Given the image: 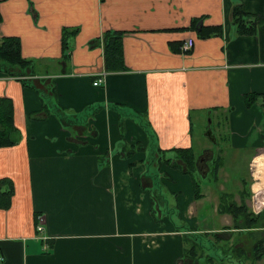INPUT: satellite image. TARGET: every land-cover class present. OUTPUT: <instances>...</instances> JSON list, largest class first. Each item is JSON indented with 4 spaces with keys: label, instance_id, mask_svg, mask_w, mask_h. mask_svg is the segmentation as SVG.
Listing matches in <instances>:
<instances>
[{
    "label": "crops",
    "instance_id": "1",
    "mask_svg": "<svg viewBox=\"0 0 264 264\" xmlns=\"http://www.w3.org/2000/svg\"><path fill=\"white\" fill-rule=\"evenodd\" d=\"M236 6L245 20H257L256 35L239 34ZM0 17V40L20 39L22 57L38 64L35 76L47 78L45 88L56 83V101L69 111L61 112L62 127L55 115L34 118L42 117L37 94L0 69V97L13 102L22 133L17 145L0 148V179L14 185L9 209H0V264H264L254 259L255 244L245 248L253 231L242 230L248 226L236 225L228 213L233 201H245L248 186L255 193L253 212L264 207L257 205L264 197V0H0ZM106 34L120 38L108 62ZM189 38L195 45L184 54L181 45ZM103 75L105 82L93 86ZM252 93L257 99L249 107L244 98ZM111 104L144 113L158 148L192 147L202 162L214 148H197L213 142L204 132L215 124L213 143L223 165L212 181L211 172L202 174V184L221 194L210 198L212 211L226 220L221 227H199L196 205L209 191L200 189L203 197L195 198L192 179L181 170L154 162L152 171L146 153L128 159L125 144L118 152L121 138L130 146L148 140ZM87 115L95 119L79 121ZM66 117H78L77 123ZM228 166L229 175L222 172ZM159 172V185L167 178L178 194L180 216L170 217L173 224L163 219L167 200L163 210L154 208L153 191L162 193L164 186L154 185ZM236 196L241 201H228ZM39 215L45 240L36 231ZM258 222L264 229V215ZM224 232L226 258L216 249L225 245ZM194 243L202 244L201 253L189 251Z\"/></svg>",
    "mask_w": 264,
    "mask_h": 264
},
{
    "label": "trees",
    "instance_id": "2",
    "mask_svg": "<svg viewBox=\"0 0 264 264\" xmlns=\"http://www.w3.org/2000/svg\"><path fill=\"white\" fill-rule=\"evenodd\" d=\"M244 15L242 12V8L239 6H236L233 10V21L237 26L239 34L242 35H256L257 33V20H245ZM1 21V17H0ZM1 23V22H0ZM221 29V28H219ZM215 31V28H214ZM213 31V32H214ZM210 35V34H208ZM105 39V55L108 62V59L110 58V55H114L113 49L110 47L113 45L115 41H119L120 38L117 36H113L110 34H106ZM65 48H67V43ZM21 41L19 38L15 37H5L2 40H0V69L4 72L8 73V76L10 77H24L26 75V71L31 70V73L34 72V64L30 63L31 61L25 60L22 57L21 53ZM110 64H107L109 68ZM112 65V64H111ZM116 69H125L123 66H115ZM50 87L45 88L47 83V80H36V79H30L26 80V78L23 81V85L28 87L29 89H32L38 96L39 101L42 105L40 114H42V117L33 116L34 118H39L40 120L47 119L51 115H55L59 121L62 118V113L66 112L64 109L60 108L57 100L58 94L56 83L54 81L50 82ZM43 86V90H41L39 87ZM54 99L49 100V102H45L44 100L47 99V94ZM245 103L246 106H251L255 103V99H257V94H247L245 95ZM110 109H113L114 111L118 112V115L120 118H126L129 117L131 119H134L137 121L140 128L144 131L147 136L148 143L147 145L137 144L134 146H130V148H127L126 146L123 147V150L125 151L126 157L131 159L136 153L144 152L149 155V158L151 156V153H149L152 150V153H154L153 160L157 157L159 160L155 163H158L159 165L165 164L170 168H173L175 170H181L184 175L189 176L192 179V186L195 190V198H201L203 197L199 190L201 189V184L204 183L203 180H201V177L195 173L198 170V156L195 154L194 149L192 147L190 148H177L173 150H162L161 148H158L159 146H156L157 136H155L154 129L152 125L149 123L148 118L144 113H139L137 111H134L128 106H123L121 104H111L109 105ZM56 108L57 110L53 109ZM103 108V106H98L96 110ZM58 111V112H57ZM14 105L11 100L6 98L0 97V148H7V147H13L15 146L19 140H22V133L20 132V129L17 128L14 120ZM65 114V113H64ZM84 118V116H79V121ZM78 117H75L72 120H67L68 124L77 123ZM85 119V118H84ZM133 121V120H132ZM62 122H66L63 121ZM123 122V121H121ZM211 127V126H210ZM122 135V134H121ZM172 153L173 155L170 156L169 153ZM134 165V164H133ZM133 165L130 164V168L133 167ZM223 165V160L220 159V156L216 158L214 161L211 175L216 179L218 176V170ZM155 180H159V176H154ZM213 179V178H212ZM163 183V182H161ZM160 183V186L162 184ZM159 184V183H158ZM157 184V186H158ZM163 188L167 187L165 183H163ZM155 185V183H154ZM159 186V187H160ZM168 188V187H167ZM14 191V185L13 182L7 178L0 179V209H9V205L11 204V198L13 196ZM160 191V190H159ZM178 194H176L177 196ZM160 197H163L162 193H160ZM155 199V198H154ZM151 200L153 201V198L151 196ZM166 206L169 207V204L166 202ZM165 208L166 213L170 211L171 209ZM174 208V207H173ZM245 205L236 206V204L230 205L228 209V213H231L234 219V223L236 225H239V217L242 216L243 222L242 225H247V228H251L250 222L251 220H259L261 215H264V210L259 214L260 217L253 216L248 214L249 211L246 210ZM226 205H222L221 209H219L220 212L226 213ZM250 213V212H249ZM258 218V219H257ZM258 225V223L256 224ZM257 227V226H252ZM240 228V227H239ZM243 228V227H241ZM240 228V229H241ZM183 229L188 230L187 226H183ZM264 242H261V244L255 245L254 250V259L255 261H259L260 259L264 258ZM222 246L217 245V250L221 251ZM202 244H192L191 249L189 251H192L194 253H201L203 251ZM206 249V247H205ZM217 256V255H216ZM226 254L224 255V257ZM223 257V255H221ZM215 261V258H211V260H208V263H213Z\"/></svg>",
    "mask_w": 264,
    "mask_h": 264
},
{
    "label": "rangeland",
    "instance_id": "3",
    "mask_svg": "<svg viewBox=\"0 0 264 264\" xmlns=\"http://www.w3.org/2000/svg\"><path fill=\"white\" fill-rule=\"evenodd\" d=\"M37 67H38V64H35V68H36V70H37ZM40 67H43V66H40ZM26 78V80H30V79H36V80H44V79H47L46 77H44V76H35V72H33L32 74H31V72H26V75H24V77H21V79H22V81L24 80ZM50 87V86H49ZM57 89V88H56ZM51 99H54L53 97H51V96H47V99L46 100H44L45 102H49V100H51ZM53 109H55V108H53ZM56 110V109H55ZM58 112V111H57ZM69 111H66V112H64L65 114H69L68 113ZM71 113V112H70ZM84 118L86 119V121L88 122V120L89 119H92V120H94L95 118L93 117V116H91V115H87V116H84ZM65 119H69V120H72V118L71 117H66ZM83 119V118H82ZM126 119H131V118H129V117H126ZM109 120V119H108ZM131 120H133V123H135L139 128H140V126L138 125V123H137V121H135L134 119H131ZM130 120V121H131ZM208 122V121H207ZM108 123H109V121H108ZM120 123H121V121H120ZM119 123V124H120ZM60 126L61 125H64L63 124V122H62V120H60V124H59ZM122 125L120 124V134H122L120 137H125V135H126V132H125V130H124V127L122 128L121 127ZM204 126H206V123L203 125V127H201V129L203 130L204 129ZM62 127V126H61ZM67 127H69V126H67ZM211 128V127H210ZM141 129V128H140ZM215 129H216V126H215V124H213V126H212V129L211 130H213V134L215 133ZM57 134H58V132H57ZM56 134V135H57ZM60 134H61V132H60ZM73 134V136L72 137H74V136H77V134L76 133H72ZM204 134L206 135V132H204ZM216 135H217V137L218 138H221V136H220V134L219 133H216ZM207 136V135H206ZM133 137H134V134H133ZM208 137V136H207ZM210 140H211V138L210 137H208ZM130 139H132V137H130ZM44 140H48V137H44ZM52 140V139H51ZM136 140V139H135ZM20 142V141H19ZM18 142V143H19ZM209 141H206L205 140V143H204V141H203V143H201V145H202V147H203V145L205 144L207 147H203V148H197V151H198V153H203V151L206 149V148H208V149H211V148H214V152H210V153H208V154H204L203 156H202V158H203V162H202V160L201 159H197L198 160V162H197V165H198V170L195 172V173H197V175L199 176V177H201V180H202V174H206V173H208V172H210L211 170H212V167H213V164H214V161L216 160V158L218 157V156H220L219 154H220V150H219V144H216V146H214V143L212 142H209ZM17 143V144H18ZM16 144V145H17ZM122 144H125L124 146H126V147H128V148H130V144L128 143V141H127V139L126 140H122V138L120 139V142H119V148L117 149L118 150V152H120V149H121V146H122ZM50 148H53V146L52 147H50ZM149 153H151V156H150V158H149V155L146 153V155H147V159H146V162H149L150 164L148 165L150 168H151V170L152 171H154V170H156L157 169V166L156 165H154V164H152V163H154V162H157L156 161V158L153 160L152 158H153V156H154V153H152V150L149 152ZM115 154H116V150H115ZM140 156V155H139ZM143 156V155H142ZM216 156V157H215ZM129 159V158H128ZM163 165H165V164H163ZM248 165V164H247ZM247 165H245V163H244V167H243V170L245 171V173H244V177H245V179L247 180L248 179V171H247V169H248V167H247ZM147 165H145V169L143 170V172L142 173H144L145 171H146V169H147V167H148ZM167 166V165H166ZM169 168V167H168ZM233 168V166H228V168H226V170H225V172L224 171H222L224 174H227L228 173V175L230 174V170ZM170 169V168H169ZM173 169V168H172ZM142 173H140V175L142 174ZM158 173V170H157V172L155 173V174H157ZM159 174H160V177H159V180H155V185H156V187H157V184L159 183V181L161 180V175H163V173H161V172H159ZM158 175V174H157ZM184 175V174H183ZM185 177V176H184ZM185 178H187V177H185ZM229 178V176H227L226 177V179H228ZM211 179V180H210ZM209 180L210 181H212V175H211V173H210V178H209ZM207 181V180H206ZM164 182H166V186L168 187V185H171L170 183L171 182H169L168 180H167V178H164ZM205 183V182H204ZM158 186H160L159 184H158ZM167 187H165V188H163V190H162V194H163V197H160V193H161V191H157V190H154L153 191V196L155 197V199L154 200H156V202L158 203V206L156 207V205L154 206V208L155 209H161V210H163V204H162V202H163V200H167V203L169 204V206H170V208H172L170 211H168L167 213L165 212V214H164V216H163V219H165V222H171L172 224H173V222L174 221H171V218L170 217H173L174 215H177V216H180V212H179V208H173V207H175L176 206V203H175V199H173L174 198V196H175V193H171L170 191V189H169V187L167 188ZM240 187V186H239ZM158 188V187H157ZM230 189H233V190H235L234 192H237L238 194H240V191H241V188H240V191H236V189L235 188H230ZM147 190H150L149 188L147 189ZM201 190H202V193H205L207 190L209 191L208 193H205L206 194V196H205V198H203V199H200L199 200V203L196 205V207H197V211H198V215L199 216H196L197 217V220H198V223L197 224H199V227L201 228V229H205L206 227H221L223 224H222V222H226V220H224L222 217H221V215H219L215 210L214 211H212L213 209H212V206H211V203H210V198L212 197V195H213V192H215L216 194H217V197H218V195L220 196L221 194H220V192L217 190V192H216V188H214L213 189V186H211V188L210 189H208V187H206L204 184H201ZM151 191H152V189L150 190V195H151ZM188 191V194H187V196L189 195V193H190V190H187ZM248 191L249 192H246V191H244L245 192V196H244V198H245V201H247V203L244 201V202H241V203H236V201H233L232 203H235L236 204V206H241V205H245L247 208H246V210L247 211H249L248 212V214H250L251 215V213H252V215L253 216H256V217H260V213L264 210V207L262 208L263 210H261L260 212H258V213H254L253 211H254V209H252L253 208V201H254V194L255 193H252V191H251V189H250V186H248ZM193 192V191H192ZM247 193V194H246ZM249 194V195H248ZM247 195V196H246ZM176 197V196H175ZM256 198H257V196H256ZM261 198V200H260V202H258V204L257 205H259L260 204V206H264V204H262L261 205V203L262 202H264V197L262 196V197H260ZM212 199V198H211ZM237 200V201H241V199H240V197H237L236 196V198H233V199H228V201H231V200ZM213 200V199H212ZM224 200H225V198H224ZM226 204L227 205H230L231 203H228V202H226ZM249 204H250V206H249ZM162 212V211H161ZM260 214V215H259ZM151 217H152V219H156V217L157 216H155V215H153V214H151ZM258 217V218H259ZM257 218V219H258ZM239 220L240 221H242L243 222V219H242V216H240L239 217ZM260 220V219H259ZM258 220V221H259ZM252 221V220H251ZM257 220H254L253 222V224H257L258 223V225H254V226H257V227H252L251 225V228H247V229H242V230H247V231H253L252 232V235L254 236V237H249V239H248V244L246 245V247L245 248H247L248 250L249 249H251L250 247H252L254 244L255 245H257V244H261V242H264V229H262V230H260V228H258L259 227V222H258ZM164 221L162 220V223H163ZM241 222V223H242ZM185 223L186 222H183L182 223V221L181 222H178V225H184V226H186L185 225ZM234 223V222H233ZM252 224V223H251ZM222 230H226V229H222ZM255 231H257V232H255ZM222 237H223V241L224 242H222L223 244H225L224 246H222V248H220L221 249V253H223L224 255L226 254V232H224V233H222V234H220ZM220 241V240H219ZM221 241H222V239H221ZM263 248H264V246H262ZM209 252H213L212 250H210ZM223 255V256H224ZM251 256L253 255L252 253L250 254ZM253 257V256H252ZM225 258H226V256H225ZM252 264V263H251ZM254 264V263H253Z\"/></svg>",
    "mask_w": 264,
    "mask_h": 264
},
{
    "label": "built area",
    "instance_id": "4",
    "mask_svg": "<svg viewBox=\"0 0 264 264\" xmlns=\"http://www.w3.org/2000/svg\"><path fill=\"white\" fill-rule=\"evenodd\" d=\"M194 42H195V39L194 38H189L187 39L186 41H184L181 45V51L182 53H188L190 52L193 48H194ZM105 82V75L99 77L96 81H94L93 83V86H99V85H102L103 83ZM255 211V210H254ZM39 218V224H38V230L37 231H40L42 232L43 231V218L42 217H38ZM2 261V258H0V262Z\"/></svg>",
    "mask_w": 264,
    "mask_h": 264
},
{
    "label": "water",
    "instance_id": "5",
    "mask_svg": "<svg viewBox=\"0 0 264 264\" xmlns=\"http://www.w3.org/2000/svg\"><path fill=\"white\" fill-rule=\"evenodd\" d=\"M206 135H207L208 137H210L211 140H212L213 142L216 141V139H215V137H214V134L212 133V130H211V129H209L208 132H206Z\"/></svg>",
    "mask_w": 264,
    "mask_h": 264
}]
</instances>
